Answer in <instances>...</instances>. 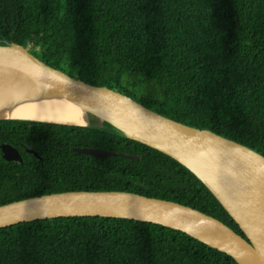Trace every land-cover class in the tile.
Wrapping results in <instances>:
<instances>
[{"label":"trees","instance_id":"16d2710c","mask_svg":"<svg viewBox=\"0 0 264 264\" xmlns=\"http://www.w3.org/2000/svg\"><path fill=\"white\" fill-rule=\"evenodd\" d=\"M0 39L70 77L264 156V0H0ZM0 144L21 158L6 161L0 152V205L66 191H123L198 210L245 238L190 172L135 141L0 120ZM71 148L139 158H93ZM0 264L236 263L160 225L61 217L0 228Z\"/></svg>","mask_w":264,"mask_h":264},{"label":"water","instance_id":"95a60500","mask_svg":"<svg viewBox=\"0 0 264 264\" xmlns=\"http://www.w3.org/2000/svg\"><path fill=\"white\" fill-rule=\"evenodd\" d=\"M31 92L50 94L79 108L93 125L0 117V120L79 126L106 131L170 157L190 172L221 205L244 237L217 219L185 205L123 191H66L0 205V228L61 217H108L160 225L186 234L236 264H264V156L208 129L179 123L103 86L86 84L53 69L27 47L0 39V109ZM12 108L7 106V113ZM4 109V108H3ZM93 158L118 155L71 148ZM25 151L38 158L36 152ZM1 157L20 162L17 150L0 144ZM39 159V158H38Z\"/></svg>","mask_w":264,"mask_h":264},{"label":"bare ground","instance_id":"6f19581e","mask_svg":"<svg viewBox=\"0 0 264 264\" xmlns=\"http://www.w3.org/2000/svg\"><path fill=\"white\" fill-rule=\"evenodd\" d=\"M11 114H8L6 107ZM0 117H12L34 119L39 121L66 123L74 125H95L93 118L83 115L75 105L58 99L50 94L41 95L31 92L22 98L7 100L1 105ZM4 108V109H3Z\"/></svg>","mask_w":264,"mask_h":264},{"label":"flooded vegetation","instance_id":"af4514ba","mask_svg":"<svg viewBox=\"0 0 264 264\" xmlns=\"http://www.w3.org/2000/svg\"><path fill=\"white\" fill-rule=\"evenodd\" d=\"M21 159V158H20Z\"/></svg>","mask_w":264,"mask_h":264}]
</instances>
